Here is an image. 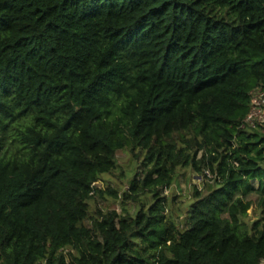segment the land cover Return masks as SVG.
<instances>
[{
    "label": "trees",
    "instance_id": "1",
    "mask_svg": "<svg viewBox=\"0 0 264 264\" xmlns=\"http://www.w3.org/2000/svg\"><path fill=\"white\" fill-rule=\"evenodd\" d=\"M256 88L264 0H0V264H263ZM122 150L143 154L126 201L177 168L213 178L180 225L156 191L90 217Z\"/></svg>",
    "mask_w": 264,
    "mask_h": 264
},
{
    "label": "rangeland",
    "instance_id": "2",
    "mask_svg": "<svg viewBox=\"0 0 264 264\" xmlns=\"http://www.w3.org/2000/svg\"><path fill=\"white\" fill-rule=\"evenodd\" d=\"M255 131L264 134V127L255 128ZM142 161L143 154L137 150L134 153L129 150L117 152L115 169L109 174L102 175L94 184L99 192L94 193L93 198L88 202L90 217H97L98 214L110 211L120 215L123 214V209L134 215L141 205H143L142 208H147L152 204V195L156 191L158 197L166 201L165 216L180 225L183 214L192 203L194 190H202L205 184H210L209 180L213 178L209 172V177H204L202 173H196L190 168H177L168 188H158L139 196L136 201H126L122 198V194L129 191V182L132 179L140 178ZM251 184L256 187V181H251ZM246 200L251 202V207L244 218L245 223L249 225L262 215L264 207L259 204L254 193L248 195Z\"/></svg>",
    "mask_w": 264,
    "mask_h": 264
},
{
    "label": "built area",
    "instance_id": "3",
    "mask_svg": "<svg viewBox=\"0 0 264 264\" xmlns=\"http://www.w3.org/2000/svg\"><path fill=\"white\" fill-rule=\"evenodd\" d=\"M250 108L248 114L241 122V129H255L264 127V88L250 91ZM209 177V173L205 172Z\"/></svg>",
    "mask_w": 264,
    "mask_h": 264
}]
</instances>
